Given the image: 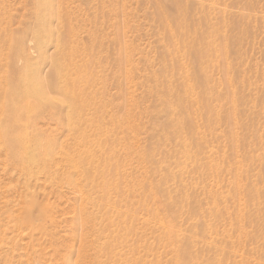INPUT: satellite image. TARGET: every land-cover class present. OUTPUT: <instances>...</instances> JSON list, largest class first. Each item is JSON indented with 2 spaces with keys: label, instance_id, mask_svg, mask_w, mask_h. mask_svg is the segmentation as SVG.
I'll use <instances>...</instances> for the list:
<instances>
[{
  "label": "rangeland",
  "instance_id": "374dc122",
  "mask_svg": "<svg viewBox=\"0 0 264 264\" xmlns=\"http://www.w3.org/2000/svg\"><path fill=\"white\" fill-rule=\"evenodd\" d=\"M186 256L264 264V0H0V264Z\"/></svg>",
  "mask_w": 264,
  "mask_h": 264
},
{
  "label": "bare ground",
  "instance_id": "6f19581e",
  "mask_svg": "<svg viewBox=\"0 0 264 264\" xmlns=\"http://www.w3.org/2000/svg\"><path fill=\"white\" fill-rule=\"evenodd\" d=\"M174 8V7H173ZM170 11H173V10H170ZM172 13V12H171ZM170 13V14H171ZM190 13V12H189ZM174 16L175 17H181V15L183 14V12H181L180 11V9L179 8H174ZM191 15V14H190ZM189 15V16H190ZM190 18V17H189ZM188 26V25H187ZM181 31H182V27H181V29H180ZM184 30H185V28H184ZM182 35V34H181ZM183 35H184V33H183ZM170 36H171V34H170ZM187 43V42H186ZM185 44V43H184ZM192 50H194V51H192ZM191 51L192 52H194L196 55H199V56H203V51H202V48L200 47V46H198V44H193V47H192V49H191ZM57 67V66H56ZM201 73V72H200ZM41 76V73L39 74V77ZM57 77H59V74H58V72H57V75H54L50 80H49V87L50 88H52V89H58L59 87H60V84L59 83H57V80H56V78ZM61 77V76H60ZM25 85H24V87H25V89H24V94L21 96V98H19V99H22L23 101H26L27 102V104H26V109L25 110H27V113H31V112H33V111H35L36 110V107H38V106H36V105H32L31 104V98H34L35 96H42L43 97V94H45L46 96H47V94L45 93V91H43L44 90V87L42 86V88L41 89H38L35 85H34V83L36 82L34 79H32V80H29V79H26L25 81ZM67 85V84H66ZM69 87V86H68ZM66 88L65 89V91H63L65 94H66V96H67V94L69 95V99H70V108H71V110H70V118L71 119H73L74 117H78L79 116V113H78V109H79V106H78V102L76 101V96L74 95V93L72 92V90H70L69 88ZM12 95H14L15 96V94L13 93V92H10ZM76 94V93H75ZM23 97V98H22ZM200 99V98H199ZM202 101H204V100H201L200 99V102H202ZM45 103H48V100H46V102ZM200 108V107H199ZM186 111H188V110H186ZM185 118V117H184ZM180 122V121H179ZM175 123V122H174ZM179 124V123H178ZM179 125H181V124H179ZM179 125H175V126H179ZM185 125V124H184ZM182 126V125H181ZM3 129V132L5 133L4 135H7L10 131V129L6 126V127H3L2 128ZM171 132H173V131H171ZM174 134V133H173ZM3 135V136H4ZM174 136H175V134H174ZM185 144V143H184ZM26 145V144H25ZM181 146V145H180ZM183 146V145H182ZM186 146H187V144H186ZM188 148V147H187ZM185 149V147H183V150ZM189 151H190V149H188ZM186 152V151H185ZM185 152L183 151V153H184V156H187V155H185ZM23 153H25V154H27V147L26 146H23ZM188 154V153H187ZM190 155V154H189ZM26 160H28L27 162H28V164H32V165H38V161H37V158H36V155H32L31 157H28V159H26ZM26 162V163H27ZM27 166V165H26ZM31 166V165H30ZM29 166V167H30ZM209 167V166H208ZM102 171V170H101ZM104 172V171H103ZM103 172H102V174H103ZM101 174V175H102ZM205 218V217H204ZM204 220V219H203ZM205 221H206V218H205ZM239 221H242V220H239ZM205 223V222H204ZM206 224V223H205ZM202 225V224H201ZM240 225V224H239ZM174 226V225H173ZM241 226V225H240ZM240 226H239V228H240ZM205 228V227H204ZM186 248V247H185ZM222 252H224V251H222ZM222 252H220V253H222ZM180 254V253H179ZM182 254V253H181ZM176 255H178L177 254V252H176ZM193 255V254H192ZM222 254H220L219 256H221ZM176 257H178V256H176ZM222 257V256H221ZM180 258V257H179ZM183 259V258H182ZM181 259V260H182ZM221 259V258H220ZM180 260V261H181ZM184 260L186 261V264H187V262H188V258H187V256L184 258ZM193 261V260H192ZM192 263V262H191ZM193 263H194V261H193ZM192 263V264H193ZM195 263H196V260H195Z\"/></svg>",
  "mask_w": 264,
  "mask_h": 264
}]
</instances>
